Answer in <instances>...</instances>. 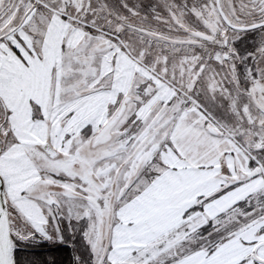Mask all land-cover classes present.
I'll list each match as a JSON object with an SVG mask.
<instances>
[{"label":"snow or ice","instance_id":"obj_1","mask_svg":"<svg viewBox=\"0 0 264 264\" xmlns=\"http://www.w3.org/2000/svg\"><path fill=\"white\" fill-rule=\"evenodd\" d=\"M0 264H264V0H0Z\"/></svg>","mask_w":264,"mask_h":264}]
</instances>
